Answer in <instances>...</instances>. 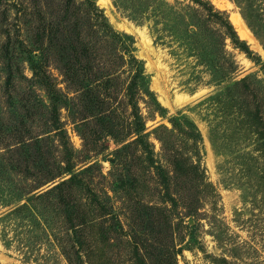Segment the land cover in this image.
I'll list each match as a JSON object with an SVG mask.
<instances>
[{"label":"rangeland","instance_id":"374dc122","mask_svg":"<svg viewBox=\"0 0 264 264\" xmlns=\"http://www.w3.org/2000/svg\"><path fill=\"white\" fill-rule=\"evenodd\" d=\"M0 264H264V0H0Z\"/></svg>","mask_w":264,"mask_h":264},{"label":"trees","instance_id":"16d2710c","mask_svg":"<svg viewBox=\"0 0 264 264\" xmlns=\"http://www.w3.org/2000/svg\"><path fill=\"white\" fill-rule=\"evenodd\" d=\"M229 24V23H228ZM231 26V25H230ZM239 40V39H238ZM139 76H141L142 81H140L141 85H138L137 81ZM91 83L88 84V86ZM90 89V87H86L85 89ZM86 90L88 92H90V90ZM55 89L53 88V92H50V94H54ZM149 94H153L151 91H149L146 80L144 77H142L141 75V70H138L137 76L133 77V79L129 82V85L127 87V91L125 93V96L127 98L126 103L131 105V115H132V121L129 123V128L124 125L121 128L119 127V125H117L116 127H114L115 124H117L116 122H114V124H111L110 126H108L106 128V134L110 135L115 142L120 145L119 147H117L113 154H114V159H119L120 155H125L128 156V150L131 149V151H136L138 148L140 150V154L142 155H146L148 159H153L152 156H154V152L153 149L148 145H145V137L147 138V132H145V123L143 121L142 115L140 114V110H139V106H138V98L139 99H143V97H141L142 95H149ZM139 95H141L139 97ZM134 96H136V99H134ZM138 96V97H137ZM120 104L124 103V100H119ZM115 107H112L111 110H113ZM111 114H113L111 111ZM178 123L175 122L173 123V127L176 126ZM46 129L45 131H43V133L47 134L50 133L53 129H51L52 125H50L49 123L46 124ZM127 127V129H126ZM168 132H170L168 130ZM188 135V141L190 140V144L191 146H196L199 142V137L197 135H195L193 132H187L186 133ZM43 141H47L48 143H52L51 142V135H46L44 137H42ZM157 139L160 141L161 143V154L163 153L165 159H174V162H176L175 159H182V156L179 152V150L176 148V144H174V142L172 141H165L163 139H160L159 137H157ZM40 140V139H39ZM151 145V144H150ZM146 146V147H145ZM182 152V151H181ZM64 181H61L60 183L57 184V186L63 184ZM56 185L52 188L57 187ZM190 214V213H189ZM78 242V241H77ZM78 262H80V260H78Z\"/></svg>","mask_w":264,"mask_h":264},{"label":"bare ground","instance_id":"6f19581e","mask_svg":"<svg viewBox=\"0 0 264 264\" xmlns=\"http://www.w3.org/2000/svg\"><path fill=\"white\" fill-rule=\"evenodd\" d=\"M231 20H232L233 24L236 26L237 30L239 31V34L243 38L247 39L251 43L255 42V39L252 37L250 31L248 30V28L246 27L244 21L242 20V18L240 16L233 14L231 16Z\"/></svg>","mask_w":264,"mask_h":264}]
</instances>
